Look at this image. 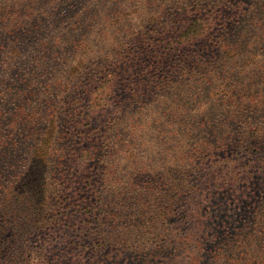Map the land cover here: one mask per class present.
I'll list each match as a JSON object with an SVG mask.
<instances>
[{"label": "trees", "instance_id": "trees-1", "mask_svg": "<svg viewBox=\"0 0 264 264\" xmlns=\"http://www.w3.org/2000/svg\"><path fill=\"white\" fill-rule=\"evenodd\" d=\"M0 264H264V0H0Z\"/></svg>", "mask_w": 264, "mask_h": 264}, {"label": "rangeland", "instance_id": "rangeland-1", "mask_svg": "<svg viewBox=\"0 0 264 264\" xmlns=\"http://www.w3.org/2000/svg\"><path fill=\"white\" fill-rule=\"evenodd\" d=\"M165 154H160V153H154L151 156L148 157V162L152 165V166H164L165 163ZM178 162V161H177ZM225 164H228L227 162H225Z\"/></svg>", "mask_w": 264, "mask_h": 264}]
</instances>
